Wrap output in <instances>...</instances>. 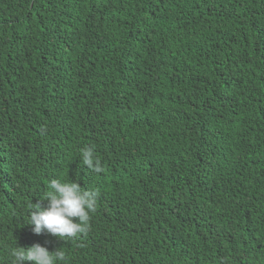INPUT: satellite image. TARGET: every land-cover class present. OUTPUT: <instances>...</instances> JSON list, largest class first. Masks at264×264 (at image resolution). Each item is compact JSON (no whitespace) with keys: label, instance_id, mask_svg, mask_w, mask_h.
Instances as JSON below:
<instances>
[{"label":"trees","instance_id":"obj_1","mask_svg":"<svg viewBox=\"0 0 264 264\" xmlns=\"http://www.w3.org/2000/svg\"><path fill=\"white\" fill-rule=\"evenodd\" d=\"M219 14L222 31L210 24ZM140 34L156 72L124 64ZM188 55L207 58V77L223 75L209 91L188 78L198 124L163 152L179 161L186 186L161 212L125 210L131 231L176 244L164 264H215L213 227L230 220L233 257L264 264L254 234H264V0H0V244L48 243L27 225L29 207L52 179L72 181L63 163L86 140L115 148L143 126L161 151L190 119L187 100L167 86ZM228 109L245 112L239 130ZM252 127L258 146L242 152Z\"/></svg>","mask_w":264,"mask_h":264},{"label":"clouds","instance_id":"obj_2","mask_svg":"<svg viewBox=\"0 0 264 264\" xmlns=\"http://www.w3.org/2000/svg\"><path fill=\"white\" fill-rule=\"evenodd\" d=\"M227 23L219 14L210 24L216 31L219 28L222 31ZM144 41L145 36L140 34L125 53L127 70L146 68L156 72L157 68L145 60ZM188 57L174 62L167 75V86L172 95L187 100L189 121L173 130L157 153L149 144L143 126L138 132L137 127L131 126L115 148L102 137L86 140L73 159L63 163V167L72 173V181L52 179L42 197L47 201L31 203L29 207L27 225L36 235L43 232L41 236L48 243L32 244L23 240H18V245L1 243L0 264H10V258L11 264H164L167 261L168 252H175L176 244L160 245L155 242L156 237L131 231V217L125 210L137 207L139 212L146 209H154L150 213L161 212L173 197L182 195L186 186L187 176L179 161L166 158L163 152L169 148L166 144L176 132V142H180L186 136L185 132L198 124L196 93L193 87L186 85L188 78H192L200 90L209 91L223 75L215 70L207 77L204 74L207 58ZM222 113L237 120L238 126L234 128L239 130L245 112L233 113L228 109ZM254 132L252 127L241 136L243 147L240 151H252L258 146ZM96 148L100 151L99 157ZM221 227V224L213 227L219 237L217 247L211 252L212 262L244 264L245 258L233 257V249L226 241L235 234L230 220L223 227L225 232H218ZM254 234L258 241H263L264 234L258 231Z\"/></svg>","mask_w":264,"mask_h":264},{"label":"rangeland","instance_id":"obj_3","mask_svg":"<svg viewBox=\"0 0 264 264\" xmlns=\"http://www.w3.org/2000/svg\"><path fill=\"white\" fill-rule=\"evenodd\" d=\"M225 231H226V230H225V228H223V227H221V228L218 229V232H219V233H222V232H225Z\"/></svg>","mask_w":264,"mask_h":264}]
</instances>
